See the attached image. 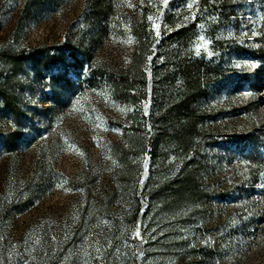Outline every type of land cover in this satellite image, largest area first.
Here are the masks:
<instances>
[{"label": "rangeland", "instance_id": "374dc122", "mask_svg": "<svg viewBox=\"0 0 264 264\" xmlns=\"http://www.w3.org/2000/svg\"><path fill=\"white\" fill-rule=\"evenodd\" d=\"M0 264H264V0H0Z\"/></svg>", "mask_w": 264, "mask_h": 264}, {"label": "snow or ice", "instance_id": "6c2138e0", "mask_svg": "<svg viewBox=\"0 0 264 264\" xmlns=\"http://www.w3.org/2000/svg\"><path fill=\"white\" fill-rule=\"evenodd\" d=\"M198 54H199V50H198Z\"/></svg>", "mask_w": 264, "mask_h": 264}]
</instances>
